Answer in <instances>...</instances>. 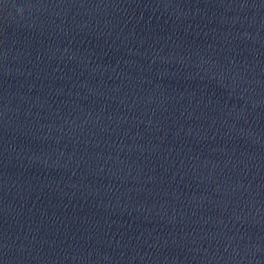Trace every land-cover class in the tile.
<instances>
[{
	"label": "water",
	"instance_id": "1",
	"mask_svg": "<svg viewBox=\"0 0 264 264\" xmlns=\"http://www.w3.org/2000/svg\"><path fill=\"white\" fill-rule=\"evenodd\" d=\"M0 264H264V0H0Z\"/></svg>",
	"mask_w": 264,
	"mask_h": 264
}]
</instances>
